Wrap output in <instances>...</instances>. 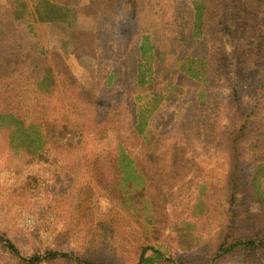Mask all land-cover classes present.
<instances>
[{
    "label": "rangeland",
    "instance_id": "rangeland-1",
    "mask_svg": "<svg viewBox=\"0 0 264 264\" xmlns=\"http://www.w3.org/2000/svg\"><path fill=\"white\" fill-rule=\"evenodd\" d=\"M194 1L132 0L131 10L128 0V7L119 0H0V111L31 123L44 117L58 125L60 118L68 122L64 140L49 141L47 161L12 153L6 147L8 131L0 128V235L21 257L53 251L103 264H135L140 245L157 244L161 259L155 264H264V252H234L213 261L223 236L264 230V218L243 219L248 209H264V173L255 190L260 196L235 193L232 208L225 183L229 159L224 137L233 125L225 110V58L218 48L210 70L214 82L198 109L195 87L177 65L182 54L203 53L198 39L190 37ZM257 4L261 21L264 0ZM255 27L234 39L220 32L223 38L210 42L226 54L252 43L255 50L247 56L255 60L264 43V23ZM145 34L159 54L157 83L152 91H130L126 83L135 85L132 65ZM191 67L199 73L197 63ZM111 73L112 86L103 87ZM260 91L264 106V88ZM254 97V90L246 91L245 104L253 106ZM183 114L189 117L181 121ZM258 124L241 144L247 176L256 161H264V142L255 140L262 135ZM14 140L15 151L22 138ZM174 143L178 150L164 151ZM119 148L135 159L139 171L147 154L158 156L159 176L171 193L164 210L143 199L136 203L137 213L127 212L104 193L92 162L96 156L109 159L103 177L110 183ZM174 153L182 166L170 181ZM144 187V194L152 191L150 183ZM0 264H21L2 243ZM39 264L76 263L57 259Z\"/></svg>",
    "mask_w": 264,
    "mask_h": 264
},
{
    "label": "trees",
    "instance_id": "trees-1",
    "mask_svg": "<svg viewBox=\"0 0 264 264\" xmlns=\"http://www.w3.org/2000/svg\"><path fill=\"white\" fill-rule=\"evenodd\" d=\"M119 1L125 4L127 0ZM216 1L196 0V2L190 3L192 18V33L190 37L198 39L201 49L204 47L203 53L200 51V55L197 56H194L196 54L189 56L182 54L177 65L180 74L186 76L188 81L195 87L193 91L196 92L197 101L194 107L198 109L203 106L204 96L208 93L206 89L208 90L214 82V78L210 76V70L218 48H220L219 53L225 58V67L229 73L225 78L228 86L227 89L229 90V94L226 96L227 104L225 105V110L230 122L233 123L231 128L226 131L224 137L229 159V171L225 177V183L229 189L228 202H230L233 208L236 202L235 193L250 196L253 192V194L260 196L259 190L256 193L255 190L259 187V177L264 173V161H256L257 165L253 167V173L250 176L245 175L243 172L244 151H242L241 144L247 135L249 136L254 132L252 128L256 121H259L258 127L262 135L256 136L255 140L259 141L258 138H261L262 142H264V106L260 95V90L264 88V55L262 53L264 43H259L257 47L259 57L254 60L247 56L255 50L252 43L242 50L233 48L230 51L231 54H226L222 46H219L215 42H210V40L219 39L222 35L232 39L237 38L238 35L244 34L247 29L250 31L256 30L255 26H258L259 23H264V18L261 19L262 22L258 19L259 14L257 12H259L260 5L257 4V0H221V3H217ZM128 6H131L132 10V0H128ZM216 26H219V29ZM206 45H208L207 49ZM156 51L157 49L152 43L150 36L148 34L142 35L141 41L136 46L137 58L132 65V70L135 72L133 79L135 85L130 84L128 81L126 83V85H129L130 91L133 87L136 90L149 89V91H152L155 87V83H157L156 74L159 72V66L157 65L159 54ZM194 62L199 65V73H194L195 71L191 70V65ZM47 71L49 76L48 68L46 69V75ZM114 73L117 76V72ZM114 73H111L105 79L103 87L112 86V81L115 78ZM180 81H182L181 78ZM250 90H254L253 106L245 104L243 99L245 92ZM48 91L50 92V88H48ZM187 117L189 116L183 114L181 121H184ZM60 120L61 125L52 123L53 118L49 119L48 117H44L42 122L33 121L31 123L26 122L25 117L17 115L12 111H0V128L7 129L8 131L7 149L14 154H23L29 159L38 158L47 161L49 141L62 142L64 140V132L66 130L64 124H68V122L64 121V118H60ZM4 121L9 122L8 127L4 124ZM136 123L137 118L134 116L133 125ZM16 137H20L22 140L20 141L21 144L18 143L20 149L14 151V139ZM154 148L158 147L154 145ZM171 149L176 151L178 147L174 143V147L172 145L167 146L164 151H170ZM116 154L111 164L113 175L111 176L112 181L110 183L103 177V171L104 168H107L109 159H102L101 156H96L92 162L96 169L95 178L98 184L102 186L104 193L115 200L117 205L127 212L137 213L138 208L136 207V203L143 199L149 200L153 209L159 210L163 208L164 210L166 201L171 193L168 191L170 189L168 184L163 185L162 179L159 176L158 156L153 155V153L151 155L147 154V164L141 162L142 169L139 171L137 168L139 165L135 164V159L131 158L123 148H119ZM175 154H170L169 158L170 167L168 171L170 173V181L176 178L179 173L178 168L182 166V161L177 160L174 156ZM255 168H258V170ZM146 183H150L152 191L144 194L143 190ZM119 185L123 189H120ZM255 217H259V219L264 218V209L260 211L248 209L243 215V219L247 220H253ZM230 219L229 223L231 222ZM0 243L3 244L10 254L18 258L21 264H39L57 259L69 260L76 264H103L94 258L84 259L76 255L53 251H47L43 256L32 255L30 257H21L16 247L1 235ZM138 248L139 257L135 264H155L161 259L157 244H142ZM148 251H151L152 255H147ZM241 251L250 253L264 252V230L254 235L238 236L233 239L223 236L220 245L215 248L213 261L217 262L224 255Z\"/></svg>",
    "mask_w": 264,
    "mask_h": 264
},
{
    "label": "crops",
    "instance_id": "crops-1",
    "mask_svg": "<svg viewBox=\"0 0 264 264\" xmlns=\"http://www.w3.org/2000/svg\"><path fill=\"white\" fill-rule=\"evenodd\" d=\"M48 2L50 1V3H52L51 1L52 0H47ZM61 5V4H60ZM46 22H50V20H45ZM45 23V22H44ZM44 23H42V24H44ZM44 25H47V24H44ZM48 25H51V24H48Z\"/></svg>",
    "mask_w": 264,
    "mask_h": 264
}]
</instances>
